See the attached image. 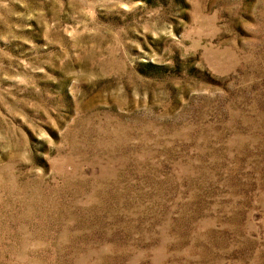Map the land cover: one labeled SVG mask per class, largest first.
I'll use <instances>...</instances> for the list:
<instances>
[{
    "label": "rangeland",
    "instance_id": "1",
    "mask_svg": "<svg viewBox=\"0 0 264 264\" xmlns=\"http://www.w3.org/2000/svg\"><path fill=\"white\" fill-rule=\"evenodd\" d=\"M0 264H264V0H0Z\"/></svg>",
    "mask_w": 264,
    "mask_h": 264
}]
</instances>
